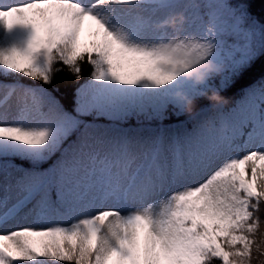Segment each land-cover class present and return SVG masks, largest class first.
<instances>
[{
    "label": "snow or ice",
    "instance_id": "obj_1",
    "mask_svg": "<svg viewBox=\"0 0 264 264\" xmlns=\"http://www.w3.org/2000/svg\"><path fill=\"white\" fill-rule=\"evenodd\" d=\"M178 12L182 23H162ZM17 26L27 37L0 43V264H252L254 249L264 256V15L255 20L232 0L0 5V27ZM193 60L216 71L195 83L181 71ZM85 64L88 79L66 107L48 86L65 70L82 81ZM257 64L260 78L231 105L207 98ZM12 74L38 83L8 82ZM200 100L208 103L194 111ZM169 111L188 113L191 127L178 120L132 134L86 122L163 120Z\"/></svg>",
    "mask_w": 264,
    "mask_h": 264
},
{
    "label": "trees",
    "instance_id": "obj_2",
    "mask_svg": "<svg viewBox=\"0 0 264 264\" xmlns=\"http://www.w3.org/2000/svg\"><path fill=\"white\" fill-rule=\"evenodd\" d=\"M233 3L241 4L244 8H247L248 13L250 16L255 19L259 20V18L264 15L262 11L264 10V0H232ZM57 67H62V65H57ZM83 80L76 81L74 77L68 74L67 70L60 72L55 75L53 83L51 86H48L49 91H53V94L56 98L64 105L68 107L66 102L71 101L72 106L74 105V101L76 98V91L79 87L80 83H83L88 79V75L90 72V68L87 64L83 65ZM261 76V68L260 65L257 64L256 67L247 74L243 79H241L238 83L234 86L227 88L225 91V95H221L222 97L228 96L231 93L236 92L241 87L245 86L246 84L252 82L257 77ZM26 79V78H25ZM203 102V103H202ZM202 103V104H200ZM207 100H200L196 105L200 104L196 109L200 108L201 106L207 104ZM70 109V108H69ZM195 109V110H196ZM259 215L261 216V226H260V233H264V204L261 205V210ZM260 234L257 235L258 242L261 240ZM213 264H218V262L214 261ZM252 264H264V256H261L259 253L253 250V259Z\"/></svg>",
    "mask_w": 264,
    "mask_h": 264
},
{
    "label": "clouds",
    "instance_id": "obj_3",
    "mask_svg": "<svg viewBox=\"0 0 264 264\" xmlns=\"http://www.w3.org/2000/svg\"><path fill=\"white\" fill-rule=\"evenodd\" d=\"M184 20L182 13H176L174 16L170 17L166 21L162 22L167 24L169 27H176ZM168 43H171L169 41ZM167 46V44L165 45ZM183 71V75L187 78H191L195 83L201 82L204 78L206 73L216 71V67L212 64L210 60H202L196 61L193 60L192 66L188 70H181ZM207 98L212 101L213 103L223 102L227 103V99L222 97L219 93L213 91L211 93H206ZM185 109L187 112H191L192 104L191 101H187L185 104Z\"/></svg>",
    "mask_w": 264,
    "mask_h": 264
},
{
    "label": "rangeland",
    "instance_id": "obj_4",
    "mask_svg": "<svg viewBox=\"0 0 264 264\" xmlns=\"http://www.w3.org/2000/svg\"><path fill=\"white\" fill-rule=\"evenodd\" d=\"M3 1H5V0H3ZM7 1H8V4H11L12 2H14V0H7ZM174 2L177 5H182V4H186L188 2V0H174ZM262 14H264V10L262 11ZM195 23H199V21L197 20V21H195ZM28 32H29V29L28 28L21 27V26H17L16 28H14L12 30L11 33L6 34L5 31H4V29L2 27H0V43H11V42H17V43H19L22 39H24V38L27 37ZM169 34H171V29H169ZM131 116H133L132 119L134 121H136V122H141L143 120H150L148 117H146L143 114H140V115H131ZM131 116H129V117H131ZM129 117H127V118H129ZM169 117H171L170 111L165 113V118L164 119H167ZM103 118L108 119L106 117H103ZM127 118L119 119V120H111V121L114 122L113 123V125H114V128L113 129H122L120 126L125 121H127ZM117 122H120L121 124H118ZM185 124L187 126L191 127V122L190 121L185 122ZM97 126H99V125H97ZM177 126L178 125H176L175 128Z\"/></svg>",
    "mask_w": 264,
    "mask_h": 264
},
{
    "label": "water",
    "instance_id": "obj_5",
    "mask_svg": "<svg viewBox=\"0 0 264 264\" xmlns=\"http://www.w3.org/2000/svg\"><path fill=\"white\" fill-rule=\"evenodd\" d=\"M202 103H203V102H202ZM202 103H200V104H202ZM200 104L196 105L195 108H194V110H195Z\"/></svg>",
    "mask_w": 264,
    "mask_h": 264
}]
</instances>
